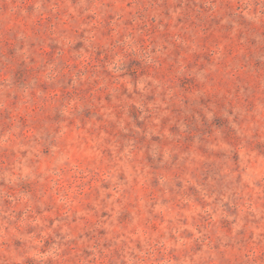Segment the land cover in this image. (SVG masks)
<instances>
[{"label": "rangeland", "instance_id": "rangeland-1", "mask_svg": "<svg viewBox=\"0 0 264 264\" xmlns=\"http://www.w3.org/2000/svg\"><path fill=\"white\" fill-rule=\"evenodd\" d=\"M0 264H264V0H0Z\"/></svg>", "mask_w": 264, "mask_h": 264}]
</instances>
